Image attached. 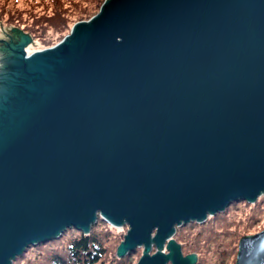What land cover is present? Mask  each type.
Returning a JSON list of instances; mask_svg holds the SVG:
<instances>
[{
    "label": "water",
    "instance_id": "95a60500",
    "mask_svg": "<svg viewBox=\"0 0 264 264\" xmlns=\"http://www.w3.org/2000/svg\"><path fill=\"white\" fill-rule=\"evenodd\" d=\"M30 40H0V264L99 216L129 226L119 257L195 264L177 227L264 194V0H105ZM235 264H264V229Z\"/></svg>",
    "mask_w": 264,
    "mask_h": 264
},
{
    "label": "rangeland",
    "instance_id": "374dc122",
    "mask_svg": "<svg viewBox=\"0 0 264 264\" xmlns=\"http://www.w3.org/2000/svg\"><path fill=\"white\" fill-rule=\"evenodd\" d=\"M4 1L9 7L7 5L6 10L0 9V40L16 42L24 33L31 38L26 46L28 53V50L34 52L60 42L70 34L74 23L89 20L97 14L105 0H62L61 8L57 7L55 0ZM53 23L55 24L51 26ZM5 48V44L0 42V72L8 71L9 62L16 61ZM263 229L264 194L254 203L246 200L233 202L226 210L210 215L202 223L192 221L178 227L175 239L196 252L195 264H235L239 239ZM96 230L107 248L103 263L116 264L121 260L117 255V248L129 230L128 224L116 227L99 219ZM76 235L79 232L72 233L70 230L61 238L30 248L19 264H47L48 257L55 251H65L70 239ZM143 251V247H138L131 253L129 264H136Z\"/></svg>",
    "mask_w": 264,
    "mask_h": 264
},
{
    "label": "trees",
    "instance_id": "16d2710c",
    "mask_svg": "<svg viewBox=\"0 0 264 264\" xmlns=\"http://www.w3.org/2000/svg\"><path fill=\"white\" fill-rule=\"evenodd\" d=\"M2 1H3V5L0 6V9L6 10L8 3L4 0H0V3ZM8 1H11V0H8ZM55 1L58 3L57 7L61 8L60 2L62 0H55ZM98 2H99V0H98ZM100 4H101V2H100ZM101 5H100V7H101ZM8 7H9V5H8ZM100 7H99V9H100ZM59 17L61 19L62 15L60 14ZM54 24L55 23H53L51 26H53ZM57 43H55V44H57ZM49 47H51V46H49ZM209 217L207 219H209ZM98 223H99V221H98ZM70 230L72 233H78L79 232V235H76L75 237L70 239L69 245L65 249V251H55L52 255H50L47 259V261H48L47 264H104L103 258L107 253V250H106L107 248L105 247L103 240H102L101 236L99 235V232L96 230V224H94L92 226V228L88 234L81 232V231H78L74 228H70V229H67L58 238H61L63 235H65V233L69 232ZM58 238H53V239L47 240L45 242H50V241H52L54 239H58ZM41 243H44V242H39L36 245H39ZM36 245H30L26 249V251H24L21 255H18L15 258V260L13 261V264H17V263L19 264L20 261L23 260V258L26 256L29 249L36 246ZM130 255H131V253L127 254L123 257H120L121 260L118 261L116 264H129L128 258ZM122 258H125V259H122Z\"/></svg>",
    "mask_w": 264,
    "mask_h": 264
},
{
    "label": "bare ground",
    "instance_id": "6f19581e",
    "mask_svg": "<svg viewBox=\"0 0 264 264\" xmlns=\"http://www.w3.org/2000/svg\"><path fill=\"white\" fill-rule=\"evenodd\" d=\"M28 53L30 54V53H32V52H30V50H28ZM99 219H101V217L99 216ZM98 219V220H99ZM112 225V224H111ZM113 226V225H112ZM180 227V226H179ZM177 229H178V227H177ZM176 233H177V231H176ZM176 235V234H175ZM154 248H156V247H154V245H153V251H154Z\"/></svg>",
    "mask_w": 264,
    "mask_h": 264
},
{
    "label": "flooded vegetation",
    "instance_id": "af4514ba",
    "mask_svg": "<svg viewBox=\"0 0 264 264\" xmlns=\"http://www.w3.org/2000/svg\"><path fill=\"white\" fill-rule=\"evenodd\" d=\"M5 50H6L7 53H10L9 50H8V48H7V46H6ZM154 247H155V245H154Z\"/></svg>",
    "mask_w": 264,
    "mask_h": 264
}]
</instances>
